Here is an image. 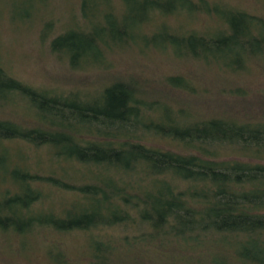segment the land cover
<instances>
[{"label":"trees","instance_id":"16d2710c","mask_svg":"<svg viewBox=\"0 0 264 264\" xmlns=\"http://www.w3.org/2000/svg\"><path fill=\"white\" fill-rule=\"evenodd\" d=\"M48 1L31 0L28 18ZM78 2L63 30L52 19L40 29L47 53L67 67L106 68L109 56L132 47L216 67L223 77L264 61V2L261 14L219 0ZM178 18L186 23H167ZM174 74L186 78L185 93H197L187 74ZM113 81L120 82L104 88L107 107L94 108L102 83L85 90L33 86L0 62V111L25 104L29 120L0 117V230L87 232L77 264H264V98L255 118L235 120L237 126L224 118L193 124L203 117L199 110L173 111L179 102L164 98L171 109L161 111L144 102L148 92L131 78ZM14 143L11 152L7 144ZM23 147L44 152L45 172L40 156L23 155ZM52 192L75 199L35 209ZM57 251L51 264H72Z\"/></svg>","mask_w":264,"mask_h":264},{"label":"rangeland","instance_id":"374dc122","mask_svg":"<svg viewBox=\"0 0 264 264\" xmlns=\"http://www.w3.org/2000/svg\"><path fill=\"white\" fill-rule=\"evenodd\" d=\"M13 1L12 7L9 8L8 3H5L6 0H0V62L11 76L23 82L33 86L56 85L59 89L81 88L82 90L93 88V86L102 83L100 86L102 91H97L95 95H92V101H94V108H106L109 98L108 95L103 94L104 88L114 82H120L108 81L113 78L117 80L131 78V82H134V85H137L140 90L143 87L148 92L147 97H142L144 102L151 103L153 106L157 103L161 111L172 108L173 111L177 109L189 114L199 110L197 113L200 112L203 117L194 121L193 124L202 122L204 119L216 118L217 120L228 119L232 123L231 126H237L239 123L235 122L254 119L255 117L251 116L252 112L260 109L258 105L263 102V93H257L264 89V61L260 60L257 61L258 65L253 66L249 63V68L244 72H239L236 75L226 74L223 77L216 67L203 68L194 64L177 62L168 56L169 53H152L145 50L140 55L137 47L135 49L132 47L133 49H128V51L116 52L113 57L109 56L107 60L110 61V65L106 67L107 69L105 64L95 68L88 65L78 67L71 65L73 68L79 69L76 71L67 67L70 66L68 62H59L47 53L48 36L43 37L44 39L40 38V29L46 20L52 19L54 29L58 28L57 32L63 30V26H66L67 21H70L69 17L79 8V0H49L43 8L36 5L37 9L33 11L30 18H28V14L31 0ZM219 1L257 14H261L260 8L264 2V0ZM227 19H229L228 16ZM75 20L79 26L84 24L77 19V16ZM183 22L186 23L184 19L178 18V21L171 20L167 23L175 26L182 25ZM188 23L190 22L188 21ZM176 71L183 72L189 76L188 78H191L197 88L196 94L189 95L185 93V90H182L185 85H188L187 80L182 75L174 74ZM165 73L169 74L168 80H162L164 81L162 82L160 75ZM221 89L225 91H221ZM246 90L248 95H246ZM164 98L180 104L176 103V106L170 108ZM243 102H245L244 105H242ZM19 104L16 107L2 110L4 113L0 111V117L7 118L14 113L18 122H28V118L25 117L27 115L25 104ZM193 113L192 115H196ZM186 117L188 118V116ZM209 123L211 122L205 123L203 126L208 129ZM207 129L204 128L203 131ZM7 147L12 152L16 146L14 143L7 144ZM223 149L224 151L219 150V152L230 154L233 150V148ZM22 151L23 155L25 153L28 156L34 154V150L29 151L24 147ZM2 154L0 150V178L4 177L1 166H5V158ZM34 155H39L41 162L47 158L44 152ZM33 160L34 157L28 160L29 165L34 164ZM42 163H40L41 171L45 172V167H48V164ZM53 166L56 168L57 165L53 164L51 167L53 168ZM73 199L75 197L72 198L71 195L55 192L48 195L41 203L36 204L35 209H45L54 203L60 204V202L63 203L62 206H65ZM88 235L87 232L62 235L42 228L20 236L14 234L13 231L0 230V264H51L52 254H54L55 261L59 260L60 255H57L59 253L57 250L61 249L65 251L66 259L70 263H81L80 257L87 250ZM55 261L53 263H56Z\"/></svg>","mask_w":264,"mask_h":264}]
</instances>
